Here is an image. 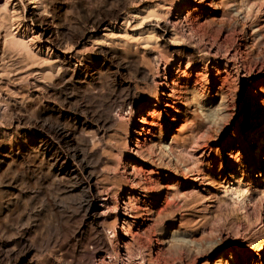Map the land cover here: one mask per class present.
<instances>
[{
	"label": "rangeland",
	"instance_id": "obj_1",
	"mask_svg": "<svg viewBox=\"0 0 264 264\" xmlns=\"http://www.w3.org/2000/svg\"><path fill=\"white\" fill-rule=\"evenodd\" d=\"M84 1L92 10L102 6L105 1L112 4L116 2V0ZM122 1L124 7L121 15L111 18L115 34L113 32L112 35L108 34L109 31L104 30L107 22L98 29L97 33L106 34L105 37L108 38L101 44L107 46L119 44L120 47L124 45L125 48L136 52L135 56L148 76L147 79L134 78L122 69L123 81L129 83L132 89H138V92L140 91L144 96L154 92L152 88L155 85L153 86L152 82L154 81L155 84L158 82L157 75L162 71L157 72L149 59V51L162 53L161 59L165 61L173 48L190 47L198 66L202 64L209 66L208 72L201 70L194 76L197 70L191 69L192 73L184 76L190 78L192 82L183 89V93L178 91L179 94L176 93L174 97L176 121L172 123L170 129H156L152 136H146L144 141L146 143L140 146L144 160L140 161L142 171L138 175L141 188L138 190L139 199L132 200L137 214L135 218H131V221L136 220L138 225L132 223L127 226L125 239L129 247L127 250L131 255L130 261L137 264H215L223 248L227 246V241L222 240V237L234 234L239 239L238 244L245 247V256H253L254 259L249 264H264V166L261 169L259 163L250 162L249 157L247 163L240 159V164L238 166L234 164L236 166L233 169L223 174L216 173L214 182L205 191L203 202L192 203L188 200L187 203L181 204L180 197L172 201L166 198L167 183L169 181L174 183L178 186L175 190L182 191L184 177L182 170H178L173 166L172 161H169L162 147L165 141L169 142L170 137L179 140L184 134L202 137L201 135L207 133L209 139L203 145L201 143L200 148L219 153L224 142L229 143L233 140L234 132L238 134L237 136L243 132L241 123L247 101L246 119L254 114V105L249 97L251 91L256 96L257 107L264 102V80H262L264 42H259L261 35L258 31H253L256 25H260L259 32H262L264 37V0H261L260 10L254 9L250 12L252 23L242 21L234 14L229 18L230 20H224L219 17L222 13L221 8L208 18L209 22L205 24L206 26L199 28L191 36L183 33L182 36L173 38L169 32L164 37L166 45L162 43L161 37L156 39L155 45L145 43L149 26L155 23V20L148 16L145 8L158 4L159 0ZM166 1L174 4L181 2V0ZM218 2L219 0H213L214 4ZM161 15L164 21L171 19L167 10ZM158 31L159 28L156 27L154 32ZM243 33L246 38L244 41L241 40ZM114 36L120 38V42H115ZM210 45L215 48L219 46L220 56L226 51L228 53L236 51L237 59L243 61L244 69L240 68L237 75V70L224 67L219 57L220 74L226 76L227 72L229 73L223 91H218L207 84V80L215 75V71L210 69L215 65V58L212 51L207 53ZM6 63L8 67L10 62ZM0 67L3 68L1 62ZM7 67L6 71L0 73V87L3 88L0 90V98L12 97V100L21 102L20 107L25 106L29 95L35 92V89H31L35 84V77L27 71L26 73L24 71L26 69H21L23 71L21 72L20 69H14L17 66H9L13 67L10 72ZM243 73L248 74L249 78L258 77L256 88L249 90L251 79L245 82ZM120 92L121 89H116L114 94ZM210 95L213 97L210 98ZM82 100L83 103L88 104L85 97ZM104 107V104L99 103L92 118L80 113L85 116L86 124L80 134H77L75 146L83 151L85 163L94 174L92 191L108 200L107 216L98 220L96 229L93 230L89 225V219L85 215L87 189L80 185V182L84 181L82 178L86 179V176L81 169L74 177L55 178V171L47 174L46 170L40 169L37 163L28 160L18 161L13 165L14 169L6 171L0 180V212L2 213L0 264H82L81 256L85 248L90 253L84 260L90 264H129L124 256V242L121 243L122 247L119 251L115 246L113 232L117 227H121L122 221L116 220L114 213L117 210L115 211L114 206L117 200H120L122 192L131 185V179L125 178L123 171V161L129 156L127 148L131 137V135L127 136V131L136 130L135 123L140 119L141 114L132 115L128 109L118 114L116 109L106 111ZM25 111L27 115L36 112L34 109L22 107L12 113L5 104H0V142L4 143L7 140L1 137L2 131H6L10 139L17 143L13 144L16 152V147L20 149L26 145L30 147L28 142L23 143L22 133H19L15 125H11V117H14L16 112L25 113ZM106 115L112 116V122L101 125L100 121L107 117ZM168 120L166 126L170 124ZM69 124L74 125L72 121ZM180 126H182L181 136H177L176 130ZM255 126L256 117H250V130ZM23 127L28 128V125L24 124ZM256 150L254 148V154ZM259 150H257L259 161L263 160L264 164V151ZM156 165H159L160 171L170 169L175 174L172 173L171 178H157ZM148 168L154 169L150 178L144 171ZM127 170L130 171V168ZM124 195L127 197L129 193L126 191ZM155 197L157 199L153 203ZM178 202H180L179 206ZM102 203L99 198L95 203L99 210L103 209L99 207ZM202 203L208 206L209 214L204 215ZM147 212H153L152 217L147 225L140 228V220ZM96 230L98 233H95ZM97 234L100 236L95 238ZM99 238L110 247L112 255L110 260L103 259V261L100 258L102 249L97 242ZM28 247L29 252H27ZM243 260L240 264H247V260Z\"/></svg>",
	"mask_w": 264,
	"mask_h": 264
},
{
	"label": "bare ground",
	"instance_id": "obj_2",
	"mask_svg": "<svg viewBox=\"0 0 264 264\" xmlns=\"http://www.w3.org/2000/svg\"><path fill=\"white\" fill-rule=\"evenodd\" d=\"M260 4H262L261 0H219L218 4H214L213 0H181L176 4L159 0L158 4L145 8L148 16L155 20V23L150 24L148 28L149 33H147L145 43L155 45L157 44L156 39L161 37L162 43L166 45L164 37L169 32L173 38L178 35L182 36L183 33L191 36L199 28L207 25L208 18L215 15L221 8L222 13L219 17L224 20H230L229 18L234 14L239 16L242 21L252 23L250 22V12L254 9L260 10ZM123 7L122 0H116L113 4L105 1L102 6L94 10L88 8L84 0H0V62L3 67H0V73L6 71L5 63L10 62L9 66H17L14 67L15 70L26 69L25 72L27 71L28 74L35 77V84L31 88L35 89V92H31L25 106L21 105L20 107L21 102L12 100V97L3 99V96L0 98L3 99L0 100V104H5L12 113L22 107L36 111L33 115H27L26 111L25 113L16 112V115L11 117V125H15L19 133H22L23 143L24 141L28 142L30 147L28 145L21 149L16 147V152L13 144L17 143L10 139L6 131H2L1 137H5L7 140L4 143L0 142V180L6 171L13 168L16 162L23 160L37 163L40 169L46 170L47 174L55 171V178L74 177L81 169V172H85L86 176V179L82 178L84 181L80 182V185L87 189L85 215L94 230L98 225V220L107 216L108 200L92 191L94 174L85 163L83 151L75 146L77 134L83 130L86 124L85 116L80 113L92 118L100 103L105 105L106 111L116 109L120 114L123 110L128 109L132 115L141 114L140 119L135 123L136 130L127 131V136L131 135L127 148L129 156L128 159H124V161L122 159V161L125 178L131 179V185L129 184L130 186L122 192L120 200H117L114 206L115 211L117 210L114 213L115 218L117 221L121 220L122 225L113 232L116 249L119 251L122 247L121 243L124 242L125 259L129 264H137V262L130 261L131 255L127 250L129 247L125 239L127 238V226L132 223L138 225L136 220L131 221V218H135L137 214L132 200L139 199L138 190L141 188L138 175L142 171L140 161L143 159V155L140 146L146 143L144 142L146 136H152L156 129H170L172 123L176 121L177 111L174 97H176V93H183V89L191 85L192 82L190 78H184V76L191 74L193 69L197 70L193 74L194 76L201 70L208 72L209 66L206 64L198 66L194 52L190 47L173 48L165 61L161 59L162 53L149 51V59L157 72L162 71L157 75L158 82L156 84L154 81L152 82L153 86L155 85L152 88L154 92L144 96L140 91L138 92V89H132L129 83L123 81L122 69L134 78L147 79L148 76L136 58V52L125 48L124 45L120 47L119 44L118 46L101 44L108 38L105 37L106 34L98 35L97 33L98 29L107 22L104 30L109 31L108 34L111 32L115 34L111 18L119 17ZM164 10L170 13L169 21L162 20L161 14ZM156 27L159 28L157 33L154 32ZM260 27V25H256L253 31H258V34L261 35L259 42L263 43L264 37H262V32H259ZM113 39L117 43L120 42V38L114 36ZM245 39L243 33L241 40ZM218 48L211 45L207 48V53L212 51L215 58V68L214 66L210 68L215 71V75L207 80V84L218 91H223L229 73L227 72L226 76L220 74L219 57L223 61V66L230 67V69L231 67L235 68L237 75H239L240 68L244 69V65L241 59H237L236 51L229 53L226 51L224 55L220 56ZM13 67H9L8 71L12 72ZM244 73L242 77L245 82L251 79L249 90L256 88L258 77L249 78L250 76ZM145 85L147 87V84ZM1 89L3 88L0 87ZM7 89L9 88L7 87ZM116 89H121V92L115 95ZM8 96L12 95L8 94ZM84 97L88 106L82 102ZM212 97L210 95V98ZM249 97L254 105V114L246 119L247 101L244 105L241 123L243 132L240 136L234 132L233 140L229 143L224 142L219 153H213L211 149L200 148L201 143L203 145L209 139L207 133L201 135L202 137L184 134L179 140L170 137L169 142L163 143L162 147L169 161H172L173 166L178 170H182L183 175H181L184 177L182 191L175 190L178 186L174 183L170 181L167 183V200L172 201L180 197L181 204L187 203L188 200L192 203L201 202L205 197V191L214 182L216 173L223 174L233 169L236 166L234 164L237 166L240 164V159L247 163L249 157L250 162H258L261 169L263 168V160L259 161L257 150L263 149L264 151V102H261L257 107L253 91ZM106 116L100 121L101 125L112 122V116ZM254 116L256 117V126L250 130V117ZM167 120L170 123L168 126H166ZM70 121L74 123L73 126L69 124ZM24 124H27L28 128H24ZM182 126L176 130L177 136H181ZM253 130L254 132H252ZM246 132H248L247 135H244ZM254 148L257 149L255 154L253 153ZM223 149H225V156H223ZM158 166L156 165L157 178L173 177L172 170L160 171ZM128 168L130 171L127 170ZM144 171L148 178L151 173H154L152 168ZM126 191L129 193L127 197L124 195ZM98 198L103 202L99 205L103 208L102 210H99L98 205L95 204ZM156 199L155 197L153 203ZM178 203L179 206L180 202ZM182 206L185 207V205ZM202 206L205 210L204 215L209 214L208 206L205 204ZM152 213L147 212L143 215L144 217L140 220V228L147 225ZM0 215H2L1 212ZM97 231L95 233H98ZM222 240L227 241V246L223 248L215 264H240L243 259L247 260V264L253 261V256H245V247L238 244L239 239L234 234L231 236L227 234L222 237ZM97 242L102 249L100 258L110 260L112 258L110 247L100 241V238ZM29 251L28 247L27 252ZM89 253L90 251L85 248L81 256L82 264H90L84 260L85 257L87 259Z\"/></svg>",
	"mask_w": 264,
	"mask_h": 264
}]
</instances>
